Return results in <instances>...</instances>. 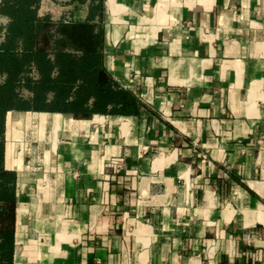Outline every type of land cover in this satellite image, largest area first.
Masks as SVG:
<instances>
[{"label":"crops","instance_id":"crops-1","mask_svg":"<svg viewBox=\"0 0 264 264\" xmlns=\"http://www.w3.org/2000/svg\"><path fill=\"white\" fill-rule=\"evenodd\" d=\"M102 2L137 111H6L0 264H264V0Z\"/></svg>","mask_w":264,"mask_h":264},{"label":"trees","instance_id":"trees-1","mask_svg":"<svg viewBox=\"0 0 264 264\" xmlns=\"http://www.w3.org/2000/svg\"><path fill=\"white\" fill-rule=\"evenodd\" d=\"M38 2L0 0V16L8 17L0 41V74L5 75L0 82V260L3 243L12 239L15 213V201L8 194L14 172L2 165L6 111H57L76 117L137 111V97L118 86L103 64L102 0H70L67 21L38 14ZM84 6L86 15L81 17Z\"/></svg>","mask_w":264,"mask_h":264},{"label":"rangeland","instance_id":"rangeland-1","mask_svg":"<svg viewBox=\"0 0 264 264\" xmlns=\"http://www.w3.org/2000/svg\"><path fill=\"white\" fill-rule=\"evenodd\" d=\"M56 3H58L62 8H61V12H60V18H64L65 15L69 12V10L71 11V7L72 5L70 4V0H54ZM87 2H89V0H86ZM94 1V0H93ZM8 21V17L5 15H1L0 16V23L2 24V29L0 31V35H2L5 32V26L7 24ZM1 37V36H0ZM4 37V35H3ZM0 38V41L3 39ZM26 90V89H25ZM27 94H28V90H26Z\"/></svg>","mask_w":264,"mask_h":264},{"label":"built area","instance_id":"built-area-1","mask_svg":"<svg viewBox=\"0 0 264 264\" xmlns=\"http://www.w3.org/2000/svg\"><path fill=\"white\" fill-rule=\"evenodd\" d=\"M71 15H72V14H71V12H70V10H69V12H68V13L65 15V17L62 18V19L65 20V21H67V20L71 19ZM3 35H4V33H3L2 35H0V36H1L0 38H2ZM31 74L34 75V76H36L37 73H36V71H35L34 68H32ZM4 78H5V75H4V74H0V82H1ZM22 93H23L24 95L27 94V92H26L25 89H22Z\"/></svg>","mask_w":264,"mask_h":264}]
</instances>
